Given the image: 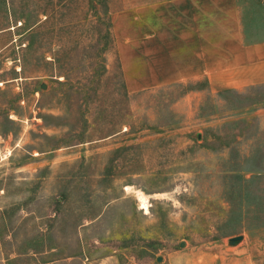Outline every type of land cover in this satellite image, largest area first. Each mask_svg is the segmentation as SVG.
<instances>
[{"label": "rangeland", "instance_id": "rangeland-1", "mask_svg": "<svg viewBox=\"0 0 264 264\" xmlns=\"http://www.w3.org/2000/svg\"><path fill=\"white\" fill-rule=\"evenodd\" d=\"M66 1L0 0V264H264V84H135L163 0H108L104 54L90 1Z\"/></svg>", "mask_w": 264, "mask_h": 264}, {"label": "crops", "instance_id": "crops-1", "mask_svg": "<svg viewBox=\"0 0 264 264\" xmlns=\"http://www.w3.org/2000/svg\"><path fill=\"white\" fill-rule=\"evenodd\" d=\"M264 0H163L150 5L149 32L135 38V84L207 79L235 90L264 84V23L244 5ZM262 19V16H260ZM260 21L262 22V20Z\"/></svg>", "mask_w": 264, "mask_h": 264}, {"label": "trees", "instance_id": "trees-1", "mask_svg": "<svg viewBox=\"0 0 264 264\" xmlns=\"http://www.w3.org/2000/svg\"><path fill=\"white\" fill-rule=\"evenodd\" d=\"M89 4L92 10L93 15L95 16V20L92 21L89 29L87 30L88 34L90 37L94 38V43L88 44V47L93 48L94 51L97 53L104 54L106 53L109 48L110 44L113 40V30H112V16L110 13L109 5H108V0H89ZM59 4L62 8H67L68 3L66 0H59ZM32 11V10H31ZM32 13L23 14L18 16L17 18L20 21H24L27 27L30 28L32 26L31 23V18H32ZM78 23V22H77ZM74 26V25H73ZM68 26L66 27L65 25H61L60 27V33H63L65 30L67 31ZM40 33L38 31L33 30L27 33V49H31L34 46V38L38 36ZM103 44L102 47L100 44ZM100 48V49H99ZM81 49L80 45L78 43H74L71 47L72 52H79ZM87 47H83V52L87 51ZM52 52V51H51ZM74 53V54H75ZM78 54V53H77ZM71 55V53H70ZM69 55V57H70ZM51 60L49 61L47 57L44 58L45 63L50 64L52 67L51 75H63L66 78L65 82L70 81V76H69V71H63L61 70V56L59 55L58 52H53L51 54ZM98 85H94L91 90L89 89L88 91H92V95H96V88Z\"/></svg>", "mask_w": 264, "mask_h": 264}, {"label": "water", "instance_id": "water-1", "mask_svg": "<svg viewBox=\"0 0 264 264\" xmlns=\"http://www.w3.org/2000/svg\"><path fill=\"white\" fill-rule=\"evenodd\" d=\"M43 88L46 87V85H42ZM243 238V235H237L230 238V243L234 244L238 241H240Z\"/></svg>", "mask_w": 264, "mask_h": 264}, {"label": "bare ground", "instance_id": "bare-ground-1", "mask_svg": "<svg viewBox=\"0 0 264 264\" xmlns=\"http://www.w3.org/2000/svg\"><path fill=\"white\" fill-rule=\"evenodd\" d=\"M141 207L148 209L147 197L145 195H141Z\"/></svg>", "mask_w": 264, "mask_h": 264}]
</instances>
